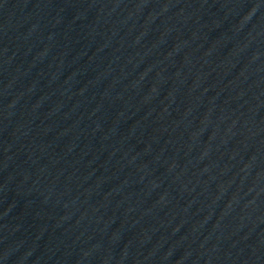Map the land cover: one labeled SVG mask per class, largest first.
Returning <instances> with one entry per match:
<instances>
[{
    "label": "water",
    "instance_id": "1",
    "mask_svg": "<svg viewBox=\"0 0 264 264\" xmlns=\"http://www.w3.org/2000/svg\"><path fill=\"white\" fill-rule=\"evenodd\" d=\"M0 264H264V0H0Z\"/></svg>",
    "mask_w": 264,
    "mask_h": 264
}]
</instances>
